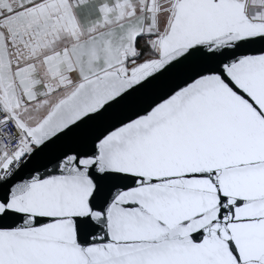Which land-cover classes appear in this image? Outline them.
Returning a JSON list of instances; mask_svg holds the SVG:
<instances>
[{"label":"water","instance_id":"95a60500","mask_svg":"<svg viewBox=\"0 0 264 264\" xmlns=\"http://www.w3.org/2000/svg\"><path fill=\"white\" fill-rule=\"evenodd\" d=\"M50 1L0 11V101L33 144L3 164L0 264H264V19L250 0H147L82 39L28 25ZM163 17L158 56L128 69ZM50 43L75 77L40 117L14 67Z\"/></svg>","mask_w":264,"mask_h":264},{"label":"crops","instance_id":"0c3cea01","mask_svg":"<svg viewBox=\"0 0 264 264\" xmlns=\"http://www.w3.org/2000/svg\"><path fill=\"white\" fill-rule=\"evenodd\" d=\"M30 1L34 0H0V11L6 3L17 9L20 2ZM145 2L147 0H53L35 13L34 10L31 11L26 20L33 29L37 27L40 34L48 32L47 26L49 31L52 28H60L62 31L74 32L72 35L82 39L88 33L115 24L128 15L140 13ZM249 8L255 18L264 19V0H250ZM146 9L153 11L154 5H148ZM165 18L158 24L156 22L149 25L146 34L158 33L161 26H166ZM66 50V44L50 43V48L37 52L38 56L30 61L31 67H14L15 81L21 85L27 104L34 107L35 116H43L70 88L68 77H75V72L68 67L72 57Z\"/></svg>","mask_w":264,"mask_h":264},{"label":"built area","instance_id":"2783aa9c","mask_svg":"<svg viewBox=\"0 0 264 264\" xmlns=\"http://www.w3.org/2000/svg\"><path fill=\"white\" fill-rule=\"evenodd\" d=\"M145 40L150 44L153 51L159 52L160 34H145ZM141 52L137 48L135 54L129 57L123 63L128 69L140 62ZM33 147L32 141L28 138L24 130L19 126L18 122L9 114L6 106L0 101V177L3 172V164L9 157L13 160L8 164L7 173L19 163V159L14 155L19 149L28 152Z\"/></svg>","mask_w":264,"mask_h":264},{"label":"trees","instance_id":"16d2710c","mask_svg":"<svg viewBox=\"0 0 264 264\" xmlns=\"http://www.w3.org/2000/svg\"><path fill=\"white\" fill-rule=\"evenodd\" d=\"M137 48L141 52V58H140L141 60L140 61H143L145 59H151V58L158 56V52L153 51L151 49V46H149L148 43L146 42L145 36H142L139 39Z\"/></svg>","mask_w":264,"mask_h":264},{"label":"flooded vegetation","instance_id":"af4514ba","mask_svg":"<svg viewBox=\"0 0 264 264\" xmlns=\"http://www.w3.org/2000/svg\"><path fill=\"white\" fill-rule=\"evenodd\" d=\"M28 105H25V106H20V108L18 107L16 110H15V112H16V114L17 115H19V116H22V117H27V116H25V114H24V112H23V110L27 107ZM28 118V117H27ZM15 119V118H14ZM16 120V119H15ZM28 120H29V122L31 123V124H34V117L32 118L31 117V119L30 118H28Z\"/></svg>","mask_w":264,"mask_h":264},{"label":"rangeland","instance_id":"374dc122","mask_svg":"<svg viewBox=\"0 0 264 264\" xmlns=\"http://www.w3.org/2000/svg\"><path fill=\"white\" fill-rule=\"evenodd\" d=\"M151 34V33H150ZM154 34H156V33H154ZM148 45L150 46V44L148 43ZM151 49H152V47H151ZM153 50V49H152Z\"/></svg>","mask_w":264,"mask_h":264}]
</instances>
